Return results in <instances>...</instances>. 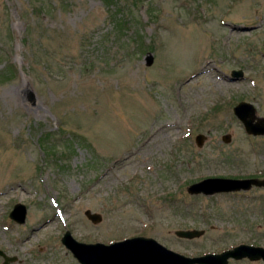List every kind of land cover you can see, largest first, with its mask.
I'll list each match as a JSON object with an SVG mask.
<instances>
[{"label":"rangeland","instance_id":"obj_1","mask_svg":"<svg viewBox=\"0 0 264 264\" xmlns=\"http://www.w3.org/2000/svg\"><path fill=\"white\" fill-rule=\"evenodd\" d=\"M239 101L264 117V0H0V251L79 264L65 230L187 256L264 247V188L185 190L264 176V135L244 132ZM18 202L22 224L8 217ZM191 228L204 232L173 233Z\"/></svg>","mask_w":264,"mask_h":264},{"label":"water","instance_id":"obj_2","mask_svg":"<svg viewBox=\"0 0 264 264\" xmlns=\"http://www.w3.org/2000/svg\"><path fill=\"white\" fill-rule=\"evenodd\" d=\"M152 61V55L146 54V65ZM241 76L240 70L230 71V78ZM233 115L241 122L244 132L251 136L264 135V117L254 115V108L247 102L239 101L232 107ZM230 136L222 135V141L228 142ZM203 140L201 134L194 137V142L200 146ZM252 187L264 188V177H206L194 181L186 186L189 195H213L247 191ZM26 208L22 203H15L8 213V217L18 224L25 219ZM84 215L92 223L99 222L100 214L84 211ZM203 229H176L174 235L182 239H192L203 234ZM60 242L67 248L79 264H227L229 259L249 261L261 260L264 262V247L259 245L240 243L218 253L206 252L200 255L187 256L173 251L151 237L132 236L109 243L80 242L71 237L65 230ZM1 264H9L13 256H6L0 251Z\"/></svg>","mask_w":264,"mask_h":264},{"label":"trees","instance_id":"obj_3","mask_svg":"<svg viewBox=\"0 0 264 264\" xmlns=\"http://www.w3.org/2000/svg\"><path fill=\"white\" fill-rule=\"evenodd\" d=\"M107 3H110V4H112V5H114L115 4V2H116V0H105Z\"/></svg>","mask_w":264,"mask_h":264},{"label":"bare ground","instance_id":"obj_4","mask_svg":"<svg viewBox=\"0 0 264 264\" xmlns=\"http://www.w3.org/2000/svg\"><path fill=\"white\" fill-rule=\"evenodd\" d=\"M223 85V84H222Z\"/></svg>","mask_w":264,"mask_h":264}]
</instances>
